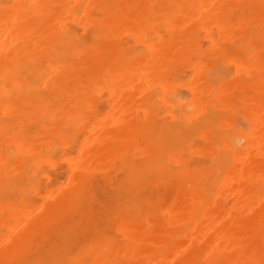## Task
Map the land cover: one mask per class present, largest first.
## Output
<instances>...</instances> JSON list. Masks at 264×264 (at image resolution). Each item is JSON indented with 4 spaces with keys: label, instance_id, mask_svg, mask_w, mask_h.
I'll list each match as a JSON object with an SVG mask.
<instances>
[{
    "label": "bare ground",
    "instance_id": "1",
    "mask_svg": "<svg viewBox=\"0 0 264 264\" xmlns=\"http://www.w3.org/2000/svg\"><path fill=\"white\" fill-rule=\"evenodd\" d=\"M0 264H264V0H0Z\"/></svg>",
    "mask_w": 264,
    "mask_h": 264
}]
</instances>
